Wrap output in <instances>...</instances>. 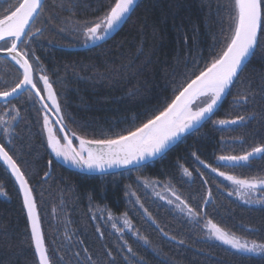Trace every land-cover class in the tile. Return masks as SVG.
<instances>
[{
    "label": "trees",
    "instance_id": "obj_1",
    "mask_svg": "<svg viewBox=\"0 0 264 264\" xmlns=\"http://www.w3.org/2000/svg\"><path fill=\"white\" fill-rule=\"evenodd\" d=\"M110 2L67 0L61 8L57 6L59 0H45L42 23L38 25L43 35L25 47L39 58L38 63L33 59V68L38 73L42 68L48 76L68 128L87 139L114 138L145 122L171 99V73L177 59L181 61L180 72L184 71L185 59L191 72L193 57L202 55L208 60L210 51L220 50L231 23L228 16L232 0H139L121 29L96 47L80 48L84 38L80 32L77 43L58 34L77 23L81 28L85 22L94 21ZM0 60L6 64L4 68L0 65L3 91L12 86L14 73L19 79L20 70L10 60ZM262 74L264 40L241 78L242 82H251L253 95L249 102H237V93L244 91V83H238L212 117L232 120L243 116L245 122L227 126L205 122L198 131L182 137L163 158L139 170L105 175H87L59 164L47 147L42 132L43 111L38 103L33 105L28 93L13 101L20 110L19 117L12 128L11 142L6 144L0 139V143L17 161L33 189L51 264H110L106 255L109 251L115 264H264V257L238 254L205 240L201 225L158 204L136 180L171 184L194 208L203 206L211 191V203L203 218L237 237L264 243V205L247 207L228 198L226 185L192 155L195 152L205 163L242 179L264 176V159L259 157L235 168L216 162L220 155H242L264 144ZM36 77L42 88L39 75ZM181 166L192 172L191 181L184 177ZM0 188L6 193V198H0V264H37L19 192L1 164ZM127 189L134 192L159 228L127 198ZM94 207L114 215L127 214L134 230L149 244L130 235L118 236L97 217L94 219Z\"/></svg>",
    "mask_w": 264,
    "mask_h": 264
},
{
    "label": "snow or ice",
    "instance_id": "obj_2",
    "mask_svg": "<svg viewBox=\"0 0 264 264\" xmlns=\"http://www.w3.org/2000/svg\"><path fill=\"white\" fill-rule=\"evenodd\" d=\"M66 2L67 0H59L57 6L63 8ZM135 5L136 0H111L102 15L94 21L85 22L81 28L74 31H79L83 35L85 46L89 41L92 44L104 41L130 18ZM230 7L228 18L231 23L228 35L224 37L223 46L218 52L210 51L208 60H203L202 55L193 57L191 72L188 70L187 59L184 60V71L180 72L181 61L177 59L171 73L172 97L170 100H166L163 106L155 109L145 122L128 130L126 134H118L114 138L87 139L76 135L64 122L65 117L61 114L53 86L48 76L43 74L42 68L39 69L41 72L39 81H42L43 87H38L31 61L35 59L38 63L39 58L35 57L34 51L30 55L29 51L25 50L27 45L34 43L38 35H43L41 28L33 30V27L44 13L45 0H20L14 7L4 10V14L0 16V54L14 61L18 65V70H22L20 72L22 78L11 87L0 91V104L12 105L7 113L0 116V130L5 137L10 136L12 130L10 121L17 120L20 111L13 101L19 100L24 93H28L33 100V105L39 102L41 109L45 112L42 132L46 135L47 147L51 149L55 157L62 158L63 161L81 170L104 173L114 167L139 170L156 158H163L172 145L180 141L186 133L198 131L205 122L220 126L245 122L243 116L232 120H213L212 117L224 97L230 94V89L238 83H244V91L237 93V102L248 103L249 97L253 95L251 82H242L241 78L250 63V57L256 56L257 50L261 49V41L264 40V0H232ZM184 44H188L187 36L184 37ZM201 62L204 63L203 68H200ZM261 80H264V74L261 75ZM42 93L47 94V101H50V104L45 101ZM260 94L264 98V88L260 90ZM49 109H53L56 113L54 123L59 125L58 129L54 127L46 114ZM5 116L10 120L5 119ZM73 137L79 141L78 148L73 146ZM192 155L204 168H209L218 177L234 185L235 195L244 204L264 205V195H259L264 194V177L238 178L200 160L195 152ZM257 157L264 159V144L256 145L242 155H220L217 160L235 168L242 167L250 159ZM0 161L7 166L19 185L22 207L26 210L28 222L26 231L30 232V244L34 247L38 264H51L33 189L25 173L3 143H0ZM51 163L52 161H49V165ZM181 169L184 176L191 178L192 172L188 168L181 166ZM47 177L48 173H45V178ZM204 183L206 184L207 180ZM166 190L170 195H160L159 198L173 206L179 213L186 215L199 227L202 217L207 216L206 206L211 203V191L203 200V206L194 208L171 184L166 185ZM234 192L229 191L227 194L232 196ZM0 195H6V193L0 189ZM136 202L139 203V199ZM140 207L147 218L156 224L144 205L140 204ZM108 219H113L111 214ZM123 223L128 231H134L131 221L127 219V214ZM113 227L122 234L123 230L117 228L115 223ZM156 227L159 228V225L156 224ZM203 228L207 230L210 239L214 238L237 253L264 254V243L242 241L235 234L223 230L211 219L204 220ZM160 231L163 232V229ZM134 234L138 239L143 240L145 245L149 244L147 238L140 236L138 231H134ZM163 234L168 236V233ZM168 238L175 239V237ZM179 243L183 244L184 241L180 240ZM127 251L132 253L133 250L127 247ZM106 255L110 258V264H115L112 253L109 251ZM88 259L91 260V257Z\"/></svg>",
    "mask_w": 264,
    "mask_h": 264
},
{
    "label": "rangeland",
    "instance_id": "obj_3",
    "mask_svg": "<svg viewBox=\"0 0 264 264\" xmlns=\"http://www.w3.org/2000/svg\"><path fill=\"white\" fill-rule=\"evenodd\" d=\"M9 1V4L5 6V8L3 10H6L8 8L11 7V5H13V3H16V2H19V0H8ZM0 65L2 66V68H4V66H6V64L0 60ZM10 68V67H9ZM35 71H37V69L34 68ZM14 73V72H13ZM21 77V76H20ZM19 77V79H20ZM18 80V75H16L14 73V77H11L10 78V84H15ZM12 107V105H4V106H1L0 107V116H3L5 113H7L9 111V109ZM44 115V113H43ZM5 119H9V117L5 116ZM18 119V118H17ZM17 120L15 121H10L12 123V128L14 127L15 123H16ZM12 135V130H11V134L9 137H5L4 133L2 130H0V139H2L6 144H9V140H10V137ZM251 160V159H250ZM216 162L218 164H223V165H226L222 162H219L218 160H216ZM250 163V161L248 162ZM247 163V164H248ZM246 164V165H247ZM183 173V172H182ZM213 176H216V178L221 182L223 183L224 185H226V190L224 191L225 195L230 198L231 200H233L234 202L242 205V206H247V207H259L261 205L259 204H253V205H246L244 204L236 195H235V192H234V189H235V186L232 185L230 182L228 181H225L222 177H218L215 173H213ZM229 174V173H228ZM234 175V174H232ZM187 180L191 181L192 180V176L191 178L189 177H186L184 176ZM238 177V176H237ZM264 177V176H263ZM239 178V177H238ZM137 182L141 185V187L143 188V190L149 195L151 196L155 201L158 202V204L162 205V206H165L167 207L169 210H171L175 215H177L178 217H181L187 221H190L189 218L186 216V215H183L181 213H179L178 211L175 210V208L169 204H167L164 200H161L159 197L160 195H164V196H169V192L166 190V185H168V183H164V182H160V181H156V180H151V179H140V178H136ZM1 189V188H0ZM177 191V190H176ZM229 191H233L234 194L232 196H229L227 193ZM4 192V191H3ZM127 192H128V195H127V198H129V200L133 201L137 207L140 209V210H143L141 207H140V203H137V198L135 195H131L132 192L131 190L127 189ZM5 193V192H4ZM259 195H264V194H259ZM0 198H6V195H0ZM109 214H111V216L113 217V219L109 220L108 219V216ZM92 216L94 217V219H96V217L100 220V222H102L103 224L105 225H108L111 230L116 233L118 236L122 237L123 235H130L132 236L135 240L141 242V243H144L143 240L141 239H138L137 236L134 234V231H128L127 228L124 227V217H125V214H119V215H114L112 214L110 211L102 208V207H94L93 210H92ZM128 219V217H127ZM204 220L205 218L202 217L201 219V227L204 231V234H205V240L209 241V242H212V243H217V244H220L222 246H224L225 248L235 252L233 249H231L230 247L226 246V245H223L222 243H220L219 241H216L214 238L213 239H210L209 238V235H208V232L206 229L203 228V223H204ZM192 222V221H190ZM116 224V227L117 228H120L122 229V234L117 232L116 231V228L113 227V224ZM194 223V222H193ZM132 224V223H131ZM133 226V225H132ZM134 229V228H133ZM240 238V237H238ZM242 241H245V242H249L251 243L252 241H249V240H245V239H242L240 238ZM237 253V252H235ZM238 254H242V255H247V256H254V257H264V254H261V255H256V254H248V253H238Z\"/></svg>",
    "mask_w": 264,
    "mask_h": 264
},
{
    "label": "water",
    "instance_id": "obj_4",
    "mask_svg": "<svg viewBox=\"0 0 264 264\" xmlns=\"http://www.w3.org/2000/svg\"><path fill=\"white\" fill-rule=\"evenodd\" d=\"M139 0H136V3L138 2ZM124 25V23L112 34V35H110L108 38H106V40H104V41H98L96 44H92L90 41L87 43V46H85V42L83 43V45L80 47V48H91V47H96V46H98V45H100V44H103L104 42H106L107 40H109L111 37H113L120 29H121V27ZM0 58H5V59H8L4 54H0ZM9 60V59H8ZM11 61V60H10ZM15 66H17L18 67V65H16L15 64V62L14 61H11ZM21 72H22V70H20ZM38 99V98H37ZM50 102V101H49ZM222 102V101H221ZM51 103V102H50ZM38 104H39V106L41 107V105H40V103L38 102ZM221 104V103H220ZM220 106V105H219ZM43 110V109H42ZM217 110V109H216ZM44 111V110H43ZM45 113V112H44ZM48 116H49V118L52 120V122L54 123L55 122V120H56V118H55V116L52 114V112L50 111V110H48L47 111V113H46ZM54 125H55V127L58 129L59 128V125H56L55 123H54ZM189 133H191V132H189ZM189 133H186L184 136H186L187 134H189ZM60 135H63V134H60ZM183 136V137H184ZM73 140L75 141V144H73V146L75 147V145H77V147L79 146V141L78 140H76L74 137H73ZM173 146V145H172ZM171 146V147H172ZM170 147V148H171ZM169 148V149H170ZM50 152H51V154L53 155V157H54V159L59 163V164H61L62 166H64V167H66V168H68V169H70V170H73V171H78V172H80V173H84V174H87V175H105V174H112V173H119V172H122V171H127V170H130V169H127V168H111V169H108L106 172H104V173H101V172H98V171H96V172H89L88 170H81L80 168H77V167H75V166H73L71 163H69V162H65V161H63V159L61 158V159H57L56 157H55V155H54V153H52V151L50 150ZM159 159V157L158 158H156L154 161H156V160H158ZM154 161H151L150 163H152V162H154ZM0 164L2 165V167L6 170V172L9 174V176L11 177V179H12V181L14 182V184H15V186H16V188H17V190H18V192H19V185L17 184V182L15 181V178L11 175V172H10V170L7 168V166L6 165H4L3 164V162L2 161H0ZM149 164V163H148ZM19 195H20V199H21V202H22V194L19 192ZM24 210V209H23ZM24 213H25V217H26V220H27V216H26V210H24ZM27 224H28V222H27ZM30 233V232H29ZM32 248H33V252H34V247L32 246ZM34 256H35V258H36V261H37V264H38V257L35 255V252H34Z\"/></svg>",
    "mask_w": 264,
    "mask_h": 264
},
{
    "label": "flooded vegetation",
    "instance_id": "obj_5",
    "mask_svg": "<svg viewBox=\"0 0 264 264\" xmlns=\"http://www.w3.org/2000/svg\"><path fill=\"white\" fill-rule=\"evenodd\" d=\"M20 2V0H19ZM19 2H16V3H13V5H11V7H14L17 3ZM9 4V1L8 0H0V16H2L4 14V8L6 5ZM10 7V8H11ZM42 23L41 20H39L35 25H34V30L35 28H38V25ZM45 24V23H43ZM79 28V24L77 23V25H75L73 28H70L68 30H66L65 32H61V31H58V34L62 36V38L70 43H77L76 41V38L78 37V34H79V31H74V29H77ZM64 30L66 29L65 27L63 28ZM73 32H74V36H73ZM33 62V60L31 61ZM21 72V71H20ZM40 73H38L37 71H34L33 75H34V79L38 82V78L36 77V75H40ZM44 74V73H43ZM22 78V77H20ZM41 88V87H40ZM42 95H44L45 97V101L47 102V97L45 95V93H42ZM75 147H77V145H75ZM78 148V147H77ZM51 150V149H50Z\"/></svg>",
    "mask_w": 264,
    "mask_h": 264
}]
</instances>
